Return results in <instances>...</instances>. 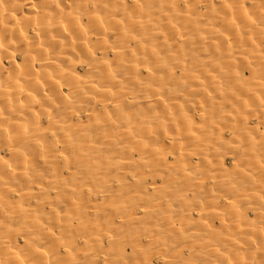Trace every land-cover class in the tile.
<instances>
[{
    "label": "bare ground",
    "instance_id": "bare-ground-1",
    "mask_svg": "<svg viewBox=\"0 0 264 264\" xmlns=\"http://www.w3.org/2000/svg\"><path fill=\"white\" fill-rule=\"evenodd\" d=\"M0 264H264V0H0Z\"/></svg>",
    "mask_w": 264,
    "mask_h": 264
}]
</instances>
